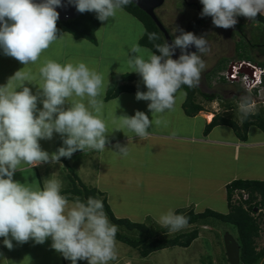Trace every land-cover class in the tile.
<instances>
[{"label": "clouds", "instance_id": "obj_1", "mask_svg": "<svg viewBox=\"0 0 264 264\" xmlns=\"http://www.w3.org/2000/svg\"><path fill=\"white\" fill-rule=\"evenodd\" d=\"M80 13L95 12L101 22L114 18L118 11L132 0H69ZM202 17H211L215 27L230 29L238 23L236 17L254 20L264 13V0H200ZM61 0H0V48L4 55L27 66L35 64L49 47L62 40L57 21V7ZM142 33L146 30L141 25ZM181 34L172 43L154 44L155 52L138 43L130 47L135 54L127 55L129 73L142 78L147 91H137L138 101H149L152 119L142 111L134 116L112 117L115 130H127L141 140L150 135L153 125H166L163 115L173 110L182 87L199 85L205 69L202 56L209 52L208 40L192 32L176 29ZM150 41L160 39L157 33H148ZM195 46L198 52L187 49ZM181 54L173 59L175 49ZM159 53L158 55L156 53ZM41 83L34 95L25 83L35 77L23 69L11 77L6 86H0V237L9 250L13 240L23 244L29 240L43 244L50 237L51 247L64 259L77 264H109L117 259V225L110 222L102 199L88 197L82 201L74 197L70 202L61 193L58 179H47L43 189L13 179L22 165L36 167L42 163H58L71 158L77 151H106L109 143L108 124L103 119L105 107L102 98L105 88L103 74L84 62L61 64L47 59L39 68ZM12 81H19L14 87ZM22 89V90H17ZM41 97H43L41 99ZM38 100L42 110L38 108ZM118 103V101H117ZM70 105L65 108V105ZM255 101L245 95L240 98L238 110L246 118ZM59 134L63 146L49 154L42 150L40 140H51ZM118 155L127 156L128 147L116 145ZM117 154V153H116ZM157 223L177 232L188 226L189 218L169 209L160 215Z\"/></svg>", "mask_w": 264, "mask_h": 264}, {"label": "crops", "instance_id": "obj_2", "mask_svg": "<svg viewBox=\"0 0 264 264\" xmlns=\"http://www.w3.org/2000/svg\"><path fill=\"white\" fill-rule=\"evenodd\" d=\"M110 20L115 24L119 14L108 21H100L95 43L61 34L63 39L54 42L35 64L25 66L3 52L0 55V86H6L9 79L23 69L35 77L32 84L26 82L24 85L34 95L41 83L39 68L47 59L61 64L84 62L105 77L102 98L105 104L103 119L109 130L106 151H77L71 158H61L58 163H42L36 167L22 165L13 179L43 189L45 180H61L67 170L75 169L80 179L82 172L84 181L92 183L88 184L90 188L103 194L115 218L133 223L145 221L155 227H162L157 221L169 209L192 210L194 213L208 209L220 213L226 211V214V185L235 180L264 182V133L253 125L246 129L244 139L226 125L214 126L205 133L206 125L214 114L219 113L201 111L195 116H186L183 111L186 93L181 97L177 95L173 110L163 115L166 125H153L148 129L150 135L147 138L141 140L127 130H115L114 114L131 117L136 111H142L151 120L152 113L148 110L149 101L136 99L137 92L120 93L110 100L105 99L110 77L115 74L109 65H101L102 41L105 31L107 35L109 33L110 28L106 29V25ZM137 36L139 41L141 35ZM125 74H130L129 70ZM19 83L12 81L14 87ZM37 106L42 110L39 100ZM207 114H212V118L206 119ZM236 124L240 126L241 120ZM39 143L49 154L63 146L61 136L56 133L51 140H40ZM117 144L128 147L127 156L118 155ZM3 239L0 237V264H71L51 247L50 237L43 244L33 240L20 244L13 240L11 250L4 246ZM85 262L78 261L77 264Z\"/></svg>", "mask_w": 264, "mask_h": 264}, {"label": "trees", "instance_id": "obj_3", "mask_svg": "<svg viewBox=\"0 0 264 264\" xmlns=\"http://www.w3.org/2000/svg\"><path fill=\"white\" fill-rule=\"evenodd\" d=\"M123 11L139 21L146 30L139 40V45L155 52L154 44H163L164 39L152 20L132 3L126 6ZM251 23L259 24L260 26L254 29L264 34V17L258 15L254 20H251ZM99 25L100 21L97 19L95 12H84L74 20L65 22L57 21V28L60 35L67 33L74 39H84L91 43H95V32ZM152 32L157 33L160 39L150 41L148 39V33ZM2 52L3 49L0 48V55ZM156 54L158 55L159 53L157 52ZM244 59L245 62L253 63L264 69V62H257L253 58L248 57ZM218 66L217 72L215 71V73H221L223 71H220V67L223 65ZM218 79L220 83H226L222 77ZM262 79L263 86L264 77ZM138 90L143 92L147 91L143 85L142 78L138 74H112L108 83L105 99L110 100L120 93H131L137 92ZM181 90H184L186 93L183 111L188 117L195 116L198 112L206 111L205 104L209 105L215 102L217 98H220L216 93L200 92L197 87L189 88L184 86ZM252 95H256V90L252 92ZM240 120L241 124L237 126L234 120L214 114L211 122L205 127V133H208L217 125L231 127L242 139H244L246 129L251 125L256 126L264 133V109L257 113H250L246 118L240 117ZM66 178L69 186L66 190L61 191V193L66 195L71 202L74 197H80L82 201H86L88 197L102 199L104 202V211L110 222L119 228L116 235L117 242L136 250L141 258H146L151 253L166 248L189 247L198 237L199 228L201 226H211L209 220H215L233 228L235 240L239 247V264H258L264 259V245L261 248L256 246V240L259 238L261 231H264V213L260 215L257 213V211L264 209V182L262 181L235 180L226 185L225 193L228 208L226 214L208 209L201 213H194L192 210L175 211L176 214H182L189 218L188 226L192 227V229L184 232H170L166 227H155L150 223L146 225L115 218L106 204L105 197H103L102 193L84 185L75 174L71 173V170L66 171ZM241 192L247 195V199L245 201L238 200L233 202V196L235 194L241 196ZM254 208L257 209L256 212H254ZM125 233H133V235L127 236Z\"/></svg>", "mask_w": 264, "mask_h": 264}, {"label": "rangeland", "instance_id": "obj_4", "mask_svg": "<svg viewBox=\"0 0 264 264\" xmlns=\"http://www.w3.org/2000/svg\"><path fill=\"white\" fill-rule=\"evenodd\" d=\"M190 1V0H188ZM198 1V0H194ZM125 14L118 12L119 20L115 24L107 22L106 29H109V33L105 31L103 36L102 43V60L101 65H109L111 70L118 75H123L128 72L129 68L127 66V55L129 58L135 55L130 52V47L133 44H139L137 35L140 34L142 37L141 24L137 23L136 19L133 18L126 12ZM155 15L164 28L169 30V33L172 36V40L175 36H179L181 33L176 31V29H182L184 31L185 26L187 25V20L191 17H196V14L192 9H184V7L179 6L177 0H164L163 5L155 10ZM260 16L264 17V13H261ZM253 27L260 26L255 23L252 24ZM212 24H206L203 27L195 28L192 33L197 37H201L200 32L205 31L206 34L203 35L205 39L208 40L209 52L202 56V59L205 61V69L202 72L201 79L197 88L200 92L203 93H216L220 96L217 98L213 104H205V110L211 111L213 113H219V115L228 117L235 122H240L241 113L238 110V104L240 98L247 95L251 97L255 104L252 107L250 113H257L264 109V85L256 90V95H252V92H247L242 87L232 84V83H220L219 77L220 73L217 72L218 65L216 66V61L220 55V49H231L232 41L235 40V37L231 38L229 43L213 44L209 41L208 35H210V30ZM144 29V28H143ZM220 29V28H219ZM256 30H253L252 42L255 44L262 43L264 45V37L261 34H256ZM207 35V36H206ZM206 36V37H205ZM256 38L258 39L256 41ZM259 51H264V46H259L257 49L253 50V53H258ZM198 52V50H197ZM55 54V51L53 52ZM231 61L220 67V71H225L227 65L231 62H239L237 58L232 59L233 54H230ZM259 61H264V55L257 58ZM242 62V61H241ZM252 65H255L251 63ZM1 65V64H0ZM222 71V72H223ZM130 72V70H129ZM212 72V73H211ZM134 72L130 73L133 74ZM210 74V75H209ZM185 93L184 90H180ZM179 97L181 95L177 94ZM226 111V113L224 112ZM209 115V114H207ZM212 118V114L210 115ZM206 118V116H205ZM71 173L75 174L78 178L77 171L75 169H70ZM80 174V173H79ZM81 179L79 180L86 186L92 184L88 181H84L85 176L81 172ZM60 180L62 183L61 191L66 190L69 186V182L65 175L61 176ZM59 180V179H58ZM236 194L233 196L232 200L234 201ZM147 208V205L145 206ZM226 211H223L224 214ZM220 213V212H218ZM258 215L264 213V209L257 211ZM259 217V216H258ZM211 226H201L199 228L198 237L190 244L187 248L171 247L166 248L154 253H151L146 258H141L136 250L117 242V255L118 261H110L109 264H230L227 262L226 248L223 243L224 236L226 234L230 235L232 239L235 240V232L233 228L229 225L222 224L215 220H209ZM149 222H141V224L148 225ZM192 227L187 226L180 231H189ZM127 236H132L133 233H125ZM172 235V234H171ZM236 241V240H235ZM237 243V242H236ZM264 245V231H261L259 238L256 240V246L261 248ZM87 264V262L83 263ZM258 264H264V259H262Z\"/></svg>", "mask_w": 264, "mask_h": 264}, {"label": "flooded vegetation", "instance_id": "obj_5", "mask_svg": "<svg viewBox=\"0 0 264 264\" xmlns=\"http://www.w3.org/2000/svg\"><path fill=\"white\" fill-rule=\"evenodd\" d=\"M177 2H179V6L184 7V9L186 8L188 10L192 9V11H194V13L196 14V17L194 18L191 17L190 19L187 20L188 22H186L187 25L185 26L184 32H192L197 27L204 28V26L208 23V24H212L211 26L212 28L210 30V35H208L207 38H209V41L212 42L213 44H218V45H220L221 43L227 44L229 43V41H231L232 37H235V40L232 41L231 49H229V51L225 48L220 49L221 51L216 61V64H215L216 66L224 65L225 63L227 64L229 60L231 59V57H228L230 56V54H233L232 59L237 58L239 61H245L244 58L248 57V58H253L257 62H262V61L257 60V58L264 55V51L253 53L254 49H257V47L264 46V45L262 43L255 44L252 42V39H253L252 34L256 26L253 27L251 20L243 16H237L236 19L238 23L235 25L234 28H230V29L220 28L219 29L218 27H215L213 25L211 17L201 16L203 5L200 2V0L198 1L177 0ZM166 31L168 32L172 40V36L169 33V30L166 29ZM200 34L203 36L206 34V32L202 31L200 32ZM256 34H261L264 37V34L258 31H256ZM256 34L255 36H257ZM257 40L258 39L256 38V41Z\"/></svg>", "mask_w": 264, "mask_h": 264}, {"label": "water", "instance_id": "obj_6", "mask_svg": "<svg viewBox=\"0 0 264 264\" xmlns=\"http://www.w3.org/2000/svg\"><path fill=\"white\" fill-rule=\"evenodd\" d=\"M35 3H41L42 0H34ZM164 3V0H132V4L135 5L139 10L145 13L155 24L158 31L162 34L164 41H167L169 44L172 43L171 37L160 23L155 15V10L160 8ZM56 11L59 13L60 22H65L69 20H74L79 17L82 13L78 12L74 3H70L69 0H61V6L56 8ZM195 46H190L187 51L189 53L196 52ZM181 54L179 48L175 49V55L173 59H178ZM257 209L254 208V212ZM223 243L226 248L227 262L230 264H239V247L234 239L230 235L226 234L223 239Z\"/></svg>", "mask_w": 264, "mask_h": 264}, {"label": "built area", "instance_id": "obj_7", "mask_svg": "<svg viewBox=\"0 0 264 264\" xmlns=\"http://www.w3.org/2000/svg\"><path fill=\"white\" fill-rule=\"evenodd\" d=\"M227 66V69L220 73V77L225 79L226 82L236 84L247 92H253L254 90L258 92V89L262 87L264 69L245 61L231 62ZM246 199L247 195L241 192V196L236 194L233 202L245 201Z\"/></svg>", "mask_w": 264, "mask_h": 264}, {"label": "bare ground", "instance_id": "obj_8", "mask_svg": "<svg viewBox=\"0 0 264 264\" xmlns=\"http://www.w3.org/2000/svg\"><path fill=\"white\" fill-rule=\"evenodd\" d=\"M206 119H211V116L210 115H206Z\"/></svg>", "mask_w": 264, "mask_h": 264}]
</instances>
